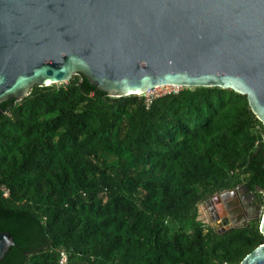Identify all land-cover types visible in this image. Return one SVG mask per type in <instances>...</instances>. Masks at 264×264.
<instances>
[{
  "label": "trees",
  "instance_id": "16d2710c",
  "mask_svg": "<svg viewBox=\"0 0 264 264\" xmlns=\"http://www.w3.org/2000/svg\"><path fill=\"white\" fill-rule=\"evenodd\" d=\"M76 74L0 104V264H239L259 220L222 232L198 208L264 189V127L245 96L181 88L146 104ZM1 187L8 190L3 197Z\"/></svg>",
  "mask_w": 264,
  "mask_h": 264
},
{
  "label": "water",
  "instance_id": "95a60500",
  "mask_svg": "<svg viewBox=\"0 0 264 264\" xmlns=\"http://www.w3.org/2000/svg\"><path fill=\"white\" fill-rule=\"evenodd\" d=\"M76 74L112 98L229 89L264 127V0H0V104ZM237 190L263 237L239 264H264V189Z\"/></svg>",
  "mask_w": 264,
  "mask_h": 264
},
{
  "label": "flooded vegetation",
  "instance_id": "af4514ba",
  "mask_svg": "<svg viewBox=\"0 0 264 264\" xmlns=\"http://www.w3.org/2000/svg\"><path fill=\"white\" fill-rule=\"evenodd\" d=\"M240 186L242 185H239L238 187ZM238 187L215 195L211 199L202 203L199 207L203 208L205 212L203 222L209 226L226 230L230 227L241 224L244 225L249 221L255 220H250L249 218L245 217V211H242L243 205L240 203V198L245 196V194H241V196H239L240 194L237 190ZM248 191L260 201V197L254 192V189H248ZM232 192H234L233 195ZM225 204L227 205L224 206ZM251 211L252 210L247 209V212ZM241 217H244L245 219Z\"/></svg>",
  "mask_w": 264,
  "mask_h": 264
},
{
  "label": "rangeland",
  "instance_id": "374dc122",
  "mask_svg": "<svg viewBox=\"0 0 264 264\" xmlns=\"http://www.w3.org/2000/svg\"><path fill=\"white\" fill-rule=\"evenodd\" d=\"M57 86H59V85H57ZM173 91H179V88L176 89V88H169V87L168 88H165V87L161 88L160 87V88L151 90L150 92H147L144 96L147 98V97H151L153 95H162V94L170 93ZM198 216H199L201 221H204L205 212H204L203 208H201V207H199V209H198ZM203 223H205V222H203Z\"/></svg>",
  "mask_w": 264,
  "mask_h": 264
},
{
  "label": "built area",
  "instance_id": "2783aa9c",
  "mask_svg": "<svg viewBox=\"0 0 264 264\" xmlns=\"http://www.w3.org/2000/svg\"><path fill=\"white\" fill-rule=\"evenodd\" d=\"M165 88H168V87H165ZM169 88H175V87H169ZM173 92H177V91H173ZM156 96H158V95H153V96L147 97V98L145 97L146 98L145 99L146 104H149L151 102V99L156 97ZM1 191H2L3 197H7L8 196V190L5 187H1ZM66 261H67L66 253L65 252H61L60 255H59V264H66ZM223 264H226V263H223Z\"/></svg>",
  "mask_w": 264,
  "mask_h": 264
},
{
  "label": "bare ground",
  "instance_id": "6f19581e",
  "mask_svg": "<svg viewBox=\"0 0 264 264\" xmlns=\"http://www.w3.org/2000/svg\"><path fill=\"white\" fill-rule=\"evenodd\" d=\"M157 89V88H156ZM176 89H178V88H176Z\"/></svg>",
  "mask_w": 264,
  "mask_h": 264
}]
</instances>
